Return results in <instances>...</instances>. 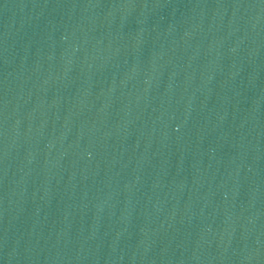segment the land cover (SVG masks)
I'll return each instance as SVG.
<instances>
[{"label": "water", "instance_id": "water-1", "mask_svg": "<svg viewBox=\"0 0 264 264\" xmlns=\"http://www.w3.org/2000/svg\"><path fill=\"white\" fill-rule=\"evenodd\" d=\"M0 264H264V0H0Z\"/></svg>", "mask_w": 264, "mask_h": 264}]
</instances>
